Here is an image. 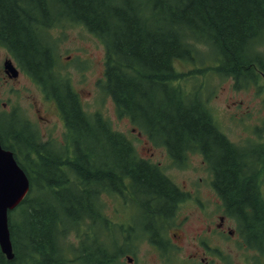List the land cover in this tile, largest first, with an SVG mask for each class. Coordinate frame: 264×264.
<instances>
[{
	"label": "trees",
	"instance_id": "16d2710c",
	"mask_svg": "<svg viewBox=\"0 0 264 264\" xmlns=\"http://www.w3.org/2000/svg\"><path fill=\"white\" fill-rule=\"evenodd\" d=\"M61 25H80L99 39L105 49L102 89L117 114L179 163L195 145L211 153L226 144L199 89L188 87L176 63L190 62L204 49L212 69L237 86L258 82L259 73L264 76V0H0V44L54 99L69 133L65 148L73 147L70 156L53 160L26 134L11 132L14 149L2 139L31 188L16 208L20 222L13 220L15 209L8 214L13 258L0 251V264H124L120 249L95 237L66 248L65 236L84 217L94 219L93 198L113 182H142L157 192L162 186L156 182L169 181L100 116L87 115L57 76L49 32ZM21 143L32 161L19 160ZM220 168L229 193L252 206L246 185L235 182L233 161L222 160Z\"/></svg>",
	"mask_w": 264,
	"mask_h": 264
},
{
	"label": "flooded vegetation",
	"instance_id": "af4514ba",
	"mask_svg": "<svg viewBox=\"0 0 264 264\" xmlns=\"http://www.w3.org/2000/svg\"><path fill=\"white\" fill-rule=\"evenodd\" d=\"M8 62L13 64L18 74L9 68ZM21 69L9 50L0 44V93H9V80H16ZM228 78L235 83L232 77ZM235 86H237L236 83ZM250 87H253L256 92L262 90L259 97L264 107L263 74L259 73L258 82L251 83ZM44 98L46 99L45 96ZM53 103L60 118L59 121L64 127L65 121L54 100ZM2 105L4 106L5 103ZM32 106L38 107L34 103L31 104ZM235 106L237 110L242 111L241 104H235ZM8 110L11 112L12 107ZM38 112V108L34 109L33 120H20L21 124H24L27 129H31L34 123L49 127L50 121L38 115ZM207 112L212 126L219 134L217 135L224 138L226 146L208 153L195 145L192 150L181 155L179 163L184 162L188 155L194 154L199 157L201 163L196 172L198 182H190L189 188L185 184L173 182L160 171L169 182H156L162 186V190L157 192L152 188L142 186V182H113V188L110 191L100 190L98 194L99 196H112L115 200V223L122 232L123 244L128 243L125 237L130 238V232L133 231L127 223V216L134 214V211L138 209L144 213L150 225L142 228V237L157 252L158 259L162 263L171 253V255H177V264H264V238H260L264 234L262 226L264 223V179H262L264 174V110L260 114L262 118L257 119L256 124H248L251 130H245L247 121L240 119L239 126L242 129L240 139H245L244 145L228 139L209 111ZM246 112L247 110H244L241 113L247 116ZM239 114L237 116L230 114L229 118L236 122ZM26 132L27 130H24L23 134ZM61 133L63 134L62 149L56 145L55 139L42 141L33 132L32 138L36 144L44 145L37 148L39 153L53 160L59 159L58 153H66L70 156L71 147L65 148L69 133L65 131V128ZM137 136L140 137L141 134L138 132ZM125 139L132 145L129 137ZM146 140L147 143L151 142L148 137ZM164 151L166 159L172 165L177 163L166 147ZM228 159L233 161L235 166V182L240 186L243 183L250 192L253 199L252 206L249 205L250 202H244L245 200L238 199L235 195L232 196L222 180L220 163ZM60 160H63V157ZM194 215H198V224L191 231L188 229V224ZM153 217L155 220L152 222ZM118 218L123 219L120 221ZM185 248L189 250L186 251ZM126 258L131 260L127 264H134L133 256H126Z\"/></svg>",
	"mask_w": 264,
	"mask_h": 264
},
{
	"label": "rangeland",
	"instance_id": "374dc122",
	"mask_svg": "<svg viewBox=\"0 0 264 264\" xmlns=\"http://www.w3.org/2000/svg\"><path fill=\"white\" fill-rule=\"evenodd\" d=\"M49 35L52 37V50L56 59L54 69L57 76L68 82L72 91L78 96L80 105L87 115L90 117L98 115L108 123L113 131L127 135L132 141L136 155L159 166L162 172L173 182L185 184L187 187H189L190 182H198L196 172L201 163L199 157L194 154L188 155L186 160L182 162V166L172 165L166 159V152L162 146L147 143L146 137L141 133V136L138 137L139 131L133 127L130 119L124 116L120 117L117 114L111 97L105 94L102 89L105 49L99 39L88 33L80 25H61L52 29ZM261 50L264 52V45L261 46ZM213 66L214 64L206 51L200 49L199 55H194L192 61L176 63V70L185 75L186 84L189 88L199 89L200 96L206 102V110L209 111L219 128L226 133L227 138L244 145L245 139H240L242 129L239 122L241 118L247 121L245 130H251L252 128L248 124H256L257 119L262 118L260 114L264 107L259 97L262 90L256 92L250 85L242 86V88L237 87L230 78L216 73L212 69ZM9 82V93H0V120L10 122H0L1 135L6 138L7 132L15 130L13 123L17 120H33V111L38 108L37 114L50 121V126L44 127L34 123L31 125L32 131L42 141H47L50 138L55 139L56 145L62 149L61 138L63 134L61 132L64 127L59 121L60 118L54 108L53 101L45 99L38 85L21 71L16 80H9ZM2 103L5 105L3 106ZM32 103L38 107H31ZM235 104H241L240 109L242 111L247 110V116H244L242 111L237 110ZM10 107H12L11 112L8 110ZM230 114L236 116L239 114L236 122L229 118ZM132 128L135 129L134 132H132ZM263 176L264 174L262 179H264ZM94 207H96L95 200ZM97 207L99 208V204ZM115 207L116 203L112 196H101L100 214L103 222H93L97 225L96 227H93L91 223L86 224V221L79 223V226L71 228L66 234L64 246L77 248L79 241L83 239V234L90 232L107 248L111 250L120 249L122 252L120 261L122 263H126V256H133L134 264L178 263L177 255H171V253L167 255L163 263L160 262L157 252L148 245L141 235L134 236L132 233L130 238L125 237L128 243L123 244L122 232L115 223ZM12 217L15 223L20 222L18 209L12 212ZM122 219L118 218L120 221ZM106 221L108 222L107 226H104ZM144 221V213L140 209L127 216L128 225L135 231L141 232L143 226L149 227L148 222ZM197 224L198 215H194L189 221L188 229L193 231ZM185 250L188 251L189 248H185ZM67 255L70 257L69 251Z\"/></svg>",
	"mask_w": 264,
	"mask_h": 264
},
{
	"label": "water",
	"instance_id": "95a60500",
	"mask_svg": "<svg viewBox=\"0 0 264 264\" xmlns=\"http://www.w3.org/2000/svg\"><path fill=\"white\" fill-rule=\"evenodd\" d=\"M29 190V181L12 153L0 146V250L7 260L13 258L8 229V211L15 208Z\"/></svg>",
	"mask_w": 264,
	"mask_h": 264
}]
</instances>
